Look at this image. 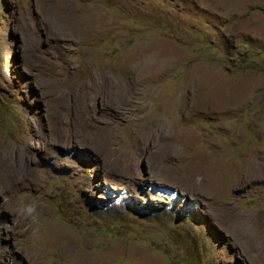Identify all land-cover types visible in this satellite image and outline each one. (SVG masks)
Here are the masks:
<instances>
[{"label": "rangeland", "instance_id": "1", "mask_svg": "<svg viewBox=\"0 0 264 264\" xmlns=\"http://www.w3.org/2000/svg\"><path fill=\"white\" fill-rule=\"evenodd\" d=\"M0 253L264 264V0H0Z\"/></svg>", "mask_w": 264, "mask_h": 264}, {"label": "crops", "instance_id": "2", "mask_svg": "<svg viewBox=\"0 0 264 264\" xmlns=\"http://www.w3.org/2000/svg\"><path fill=\"white\" fill-rule=\"evenodd\" d=\"M135 45H137L136 49L137 51L135 52V55L137 57V61H138V42L135 43ZM157 53L154 52V53H151V52H148V56H150L149 60H147L145 63L147 64V66H155L156 68H158L160 66V61H156L155 60V57L158 55H156ZM153 56V57H151ZM172 66V65H171ZM178 65H175V68H177ZM149 70V68H148ZM152 70H154V67L152 68Z\"/></svg>", "mask_w": 264, "mask_h": 264}, {"label": "bare ground", "instance_id": "3", "mask_svg": "<svg viewBox=\"0 0 264 264\" xmlns=\"http://www.w3.org/2000/svg\"><path fill=\"white\" fill-rule=\"evenodd\" d=\"M1 256L3 257V254L2 253H0V258H1Z\"/></svg>", "mask_w": 264, "mask_h": 264}]
</instances>
